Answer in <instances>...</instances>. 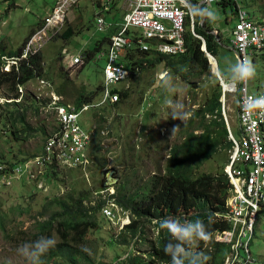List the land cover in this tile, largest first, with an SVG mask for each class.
Segmentation results:
<instances>
[{"label":"rangeland","instance_id":"374dc122","mask_svg":"<svg viewBox=\"0 0 264 264\" xmlns=\"http://www.w3.org/2000/svg\"><path fill=\"white\" fill-rule=\"evenodd\" d=\"M55 1L0 0V42L7 52L20 51L31 32L36 31L38 24H41L51 11ZM194 1L199 3V0ZM13 5L16 8H12ZM96 5L94 0L82 2L68 17L66 30L68 27L73 30L72 40L65 41L59 36L42 51V60L46 64L43 77L49 80L54 89L69 103H74L78 91L85 94L97 93L104 84L103 69L107 57L99 59V56L106 54L109 43L104 45L101 51H95V48L98 43L109 38V35L98 33L96 29V15L100 13ZM241 6L253 17L264 19V0L247 2L242 0ZM122 8L123 3H120L114 15H107L108 22L112 21L113 17L121 20L125 16ZM232 28V24L226 26L225 32L229 33ZM225 32L216 57L221 72H226L238 60L235 51L232 50L231 40ZM89 51H95L96 58L89 60L85 66L70 69L64 66L62 55L83 57ZM250 60L256 68L250 90L252 93H264V51L256 58L250 57ZM163 70H168L172 74L169 69L159 65L148 68L122 83L120 88L128 86L132 95L118 108L106 106L89 109L82 116L81 125L85 129L97 127L95 139L89 150L92 152L93 163L88 171L60 168L63 171V178L54 182L47 180L49 190H39L35 184L18 181L15 182L13 189L0 191V264H29L16 249L21 244L34 241L40 236L52 237L58 241L60 234L56 229L60 226L57 221L53 222L54 230L48 233L40 234L36 228V221L47 220L59 210L58 205L53 203L57 197H64L69 193L76 195L77 192L85 190L95 191L102 185V181L113 182L112 177L117 180L118 187L121 183L126 186L125 193L142 195L145 187L155 177L161 175L160 172L166 170L168 160L165 156L169 147L182 142L189 119L184 124L173 120L170 117L171 109L165 106V100L173 99L192 113L198 109L197 106L207 101L218 83L211 74L203 77L194 76L192 78L194 84L172 74L175 92H167L161 76L159 77ZM149 92L153 95L148 94ZM239 100V95L229 94L225 107L232 132L237 138H240L237 121ZM98 101H101V91L95 99V102ZM148 102L152 104L150 109L147 107ZM174 125H180V129L172 132ZM25 126H29L30 130L20 134L21 139H18L11 134L14 128L10 122L5 120L0 122V128L7 131L6 134L0 135V159L4 157L20 161L39 154L47 136L58 127V124L55 117L49 116L44 119L40 111L30 110L26 113ZM25 126L16 123L20 131L26 132ZM166 128L167 135H163ZM224 155L226 157L225 153L220 154L207 162L199 173L216 174L222 164L224 166L227 163L222 160ZM107 169L113 170V174L112 177L104 179V172ZM61 185L62 188L59 189ZM43 210L46 212L42 215L40 213ZM95 217L99 226L89 230L82 245L90 248L92 254L81 251L82 262L117 264L125 259L129 246L113 242L116 231L102 217L97 214ZM145 227L147 234L153 237L150 225L147 223ZM134 241L137 243L135 248L141 254L151 249L149 241L143 240L141 243H139L141 240ZM190 243L194 249L195 240ZM250 251L252 257L250 264H264V208L260 210V219L250 242ZM241 256L245 258L246 254L242 251Z\"/></svg>","mask_w":264,"mask_h":264},{"label":"built area","instance_id":"2783aa9c","mask_svg":"<svg viewBox=\"0 0 264 264\" xmlns=\"http://www.w3.org/2000/svg\"><path fill=\"white\" fill-rule=\"evenodd\" d=\"M84 1L86 0H56L42 27L27 40L20 55L15 57L0 55V71L2 73L16 71L21 74L22 62H26L28 69H33L30 59L63 33L70 13ZM94 1L100 9V13L96 15V29L99 33H105L112 28L106 16L113 13L114 6L117 10L120 3H123L122 9L125 12L123 22L116 25L119 31L111 37L105 54L107 63L104 69L102 99L96 105L84 104L82 107L66 103L65 97L58 94L49 81L39 77L36 81L29 78L27 83H17L14 88L16 96L10 95L12 93H9L8 89L0 87V106L21 104L28 108L35 101L41 106V115L53 116L58 123L57 129L45 141L41 154L12 167L0 164V190L12 187L24 176L27 180L38 182V187L43 188L44 176L52 167H67L86 172L93 163L88 148L95 135V128L85 129L80 121L82 115L90 108L112 105L120 100L118 86L130 75L121 60L135 48L142 52L156 51L165 55L184 53L188 24L191 33L202 40L195 33L198 22L186 14L180 0ZM220 1L212 0V7ZM203 23L200 22L199 25L202 26ZM231 35L238 58L250 59L264 49V20H254L248 13L241 12L237 27ZM102 56L104 54L99 58ZM63 62L69 69L76 68L84 64V58L67 55L63 57ZM249 83L250 80L240 83L242 98L239 103V120L242 137L240 140L231 137L234 147L231 164L227 168L235 187L228 200V217L233 221L234 228L218 235L220 241L227 243H231L236 237V244L232 248L234 250L243 248L246 253L249 252L248 242L253 234L259 206L264 204V110H254L251 115L245 113L243 106L245 99L248 96H257L250 93ZM99 194L107 199L108 196L116 194V191L114 187H107ZM103 213L113 221L117 215L123 214V210L113 198L109 200ZM125 216L128 218L127 213ZM237 260L238 255L235 254L234 258L232 260L228 258L227 262L235 264Z\"/></svg>","mask_w":264,"mask_h":264},{"label":"trees","instance_id":"16d2710c","mask_svg":"<svg viewBox=\"0 0 264 264\" xmlns=\"http://www.w3.org/2000/svg\"><path fill=\"white\" fill-rule=\"evenodd\" d=\"M244 2H247V0H244ZM192 3L195 4V1L193 0ZM218 6L230 12L239 10L238 6L231 3V0H221ZM12 8H16V6L13 5ZM112 11L111 15L117 12L115 6ZM115 18L117 17H113L112 21H109L108 24H116ZM41 27L42 25L38 24V28ZM195 28V33L206 42L208 51L217 56L220 42L211 33L213 32V24L205 21L203 26L196 25ZM64 31V34H61L60 37L65 41H71L74 37L71 27H68L67 30L65 28ZM118 31L119 28L112 25V28L108 32L109 38L98 43L95 51H101L103 46L109 42L112 35ZM34 33L35 30L31 32L30 36ZM219 39L222 41V38ZM185 41L187 51L184 54L166 56L134 50L122 62L130 70V78L136 77L140 72L148 68L159 65L164 66L173 75L182 77L191 84H194L192 82L194 76L203 77L207 74L215 76L211 73L212 66L209 58L203 51V41L191 33L189 24L187 26ZM0 51H2V54L9 56L17 55V52H7L3 45H0ZM95 51H89L85 54L86 63L94 58L96 55ZM41 60L42 54L33 58L35 71H31L32 78L36 76L43 77L44 65H41ZM15 80L14 76L6 78V81L10 82V85H14ZM215 80L218 83L217 87L214 88L212 95L194 112L193 117L186 124L184 140L172 149V156L164 173L161 172V175L155 177L145 187L142 195L139 193H125L126 186L122 183L118 187L117 200L126 209L131 210L135 217L127 232L120 236L119 243L129 245L130 240L139 236L145 225L151 223L154 219L160 220L168 216H174L178 217L181 222L184 220H201L205 222L208 231L211 233V241L208 245L211 244L213 249L208 248L206 244L208 240H195L196 245L194 249L191 243H186L185 246L194 252H204L209 256L210 259L206 264H223L227 256L228 247L213 242L212 237L218 230L231 228L230 223L220 220L217 216L223 215L227 211L225 205L230 189L229 182L223 174L222 166L216 174L199 173L207 162L215 159L220 154H226V157L225 155L222 157V160L226 162L229 156L228 152L232 146L228 138L229 131L223 117V103L221 102L223 87L217 76H215ZM20 81L24 82L25 80L21 79ZM3 82L1 81V83ZM99 91H102V87L99 88ZM98 92L85 94L78 91L74 104L79 107L83 104H90L97 97ZM131 95L132 91L130 88L122 89L121 99L113 108H118ZM208 115H210L209 118ZM0 117L1 120L12 123V127L14 128L12 135L18 139H21L20 134H25L30 130L29 126L26 127L27 125L25 126L26 132L20 131L16 127L17 122L24 125L26 120V115L19 109L12 110L9 108L6 111H0ZM196 130H200L202 133L196 134ZM89 193L88 190H85L77 192L76 195L69 193L64 197H57L53 203L58 205L59 210L54 212L47 220L36 221V228L40 234L54 230V221H57L60 226V228L56 229L60 234L57 244L41 257L42 264H84L81 258V247L87 239L89 230L96 229L99 226L95 217L97 209H92L93 214H89L88 210L83 206V201L89 197ZM45 212L46 210H43L40 214L43 215ZM209 216L212 217L211 223L208 222ZM171 239L170 234L165 230V233H162L158 238V242L152 244V253L149 254V257L156 256L163 264H171L170 256L164 252L165 245ZM117 264L156 263L153 260H146L142 256L131 254Z\"/></svg>","mask_w":264,"mask_h":264},{"label":"clouds","instance_id":"9594fccd","mask_svg":"<svg viewBox=\"0 0 264 264\" xmlns=\"http://www.w3.org/2000/svg\"><path fill=\"white\" fill-rule=\"evenodd\" d=\"M191 1L193 2V0H180V4L183 5V8L186 10V14L188 16H190L191 18L195 19L198 22V24L196 23V25H199L200 22H205V21L209 22L210 24H213V30H212L213 32H211V33L218 38V41L220 42V45L223 42V37H225V35L223 33L225 32L226 26H228L230 24L233 25V28L229 31V33L225 32L226 35L231 40V46H232V50L233 51H235V48H234V45H233L234 39H233V36L231 34L235 30V28L237 27L239 14L241 12H246L254 20H258V19L259 20H264L263 18L260 19V18H257V17H253L252 14H250L245 9V7L241 6L242 0H237V1L236 0H231V3H233L235 6H238V8H239V10L237 9L234 12H230L229 10L225 11L223 7L218 6V4L220 2L215 4L214 7H212V0H199V3H195V4L192 3ZM229 15H231V18H229ZM225 16L227 17V20H225ZM197 17H199V19H197ZM123 18L121 19L122 22H123ZM200 18H201V21H200ZM121 20H120V22H117L116 24H111V25H114V27H116L117 24H121L122 23ZM43 21H42L41 25L43 24ZM199 26H201V25H199ZM116 28H118V27H116ZM38 30H39V28L36 29V31H38ZM195 30H196V28H195ZM36 31H35V33H36ZM108 32L109 31H107L105 33H108ZM216 32H218V34H215ZM186 33H187V30H186ZM34 34H32L31 36H29L26 39V41L23 43L20 51L17 52V55L9 56L7 54H2V51H0V55L1 56L2 55L3 56H7V57H15V56L20 55V52L22 51L24 44ZM185 36H186V34H185ZM58 37H56V38H58ZM219 38H222V41ZM202 41H203V45H204L203 46V51L206 53L207 57L209 58L211 66L212 65L214 66V63H216V67L214 66V70H213V66H212V72H214L213 74L219 78L220 84L223 87V96L221 98V102L223 103V117L225 119V122H226V125H227V129L229 131V137H228L229 141L232 143L231 149L228 152L229 156H228V159H227V163L224 166L222 165L223 174L227 177L228 182H229V186H230L229 194H228V197H227V200H226V205H225L227 211H226L225 214H223L224 216L222 214L217 215L220 220L227 221L228 223H230L231 228L226 229V230H218V231H216L213 234L212 241L216 242V243H218L220 245H225V246L228 247L227 256L225 257V259L223 261V264H229L227 262V259L230 258L232 260L234 258L235 254L238 255V260H237V262L235 264H250L252 262L251 251H250V242L252 241L253 236L255 234L256 225L258 224L257 221H258V218L260 217V210L262 208H264V204H261L259 206V209H258L257 219H256V223H255V226H254V229H253V234H252L251 239L248 242V250H249L248 253H246L243 248H239L238 250H234L232 248V246L236 244V237L231 243L220 241L218 239V237L220 235H222L224 232L232 231L233 228H234L233 221H231L230 218L228 217L229 216L228 200H229L230 196H232L235 187H234V184H233L234 182L231 180L230 176L227 173V168L231 164V155H232V150H233V147H234V142H233V139L231 137H233L235 140H240L241 137H242V133H241V129H240V120H239L240 105H238L239 106V108H238L239 110H238V116H237L238 126H239V130H240V138H237L232 132V128L230 126V123H229V120H228V116H227V113H226V110H225L226 100L228 99V95L229 94H237V95H239L240 99L242 98V89H241L242 86L240 85V83H244V82H247V81L250 80V83H249V90H250L251 79H253L255 77V75H256V68H255V65L251 62V60L249 58L245 57L244 59H239L238 55H237V52L235 51L238 60L234 64H232L227 69L226 72H221V70L219 68L218 61L216 62L214 60V62H213V58H216L217 56L213 55L212 53H210L208 51L207 44H206V42L204 41L203 38H202ZM108 43L110 44V40H109ZM109 44L107 45L108 47H109ZM0 45H2L1 42H0ZM185 45H186V41H185ZM134 50H138L139 51L138 48H135ZM134 50H133V52H134ZM64 51H67V50H64ZM107 51H108V48H107ZM186 51H187V49H186ZM262 51H264V49L261 50V51H258L253 58H256V56H258L259 53L262 52ZM149 52H152V53L157 54V55H165V54L156 53V51H149ZM184 53H181V54H184ZM40 54H42V52H40L37 56H39ZM181 54L166 55V56H178V55H181ZM37 56H34V57H32L30 59V62L33 65V69H28L27 66H26V62H22L21 63V65H20L21 74H19L16 71H13L11 73H2L0 71V87H4V88L8 89L9 93H12L10 95L16 96V94H14V88H15L16 84L19 83V82L20 83H27L28 79L32 78L31 77V73H32L31 71H33V72L35 71V66L33 64V58H35ZM105 56L106 55L104 54V57ZM63 57H64V55H62V61H63ZM102 57H100L99 59H101ZM83 58H84V64L83 65L85 66L86 65V60H85L86 57H85V55L83 56ZM94 58H96V55L94 56ZM122 60H121V62H122ZM216 60H217V58H216ZM0 64H1V60H0ZM41 65H44V67L46 66V64L43 62V60H41ZM82 66H80V67H82ZM66 68H67V66H66ZM104 69H105V67H104ZM104 69H103V75H104ZM128 71L130 72V70H128ZM27 75H28V77L26 78ZM130 75H131V72H130ZM130 75H129V78H130ZM9 76H14L15 77L16 80H15V84L14 85H10V82L6 81V78L9 77ZM160 76H161V80L163 82V85L165 87V90L167 92L174 93L175 92V86H174V83H173V81H174L173 75L170 74V72H168V70H163L160 73L159 77ZM37 77H39V76H36L35 78H32V79L34 81H36ZM39 78L45 79L44 77H39ZM129 78L125 82H127L129 80ZM21 79H23L25 81L24 82L20 81ZM45 80H47V79H45ZM1 81H4V82L1 83ZM47 81H49V80H47ZM104 84H105V76H104ZM104 84L102 86L101 99H102V92L104 90ZM120 85L118 86V88L120 89V99H121L122 88H120ZM123 89H129V87L127 86L126 88H123ZM115 91H117V90H115ZM56 92L58 94L62 95L58 91H56ZM250 93L254 94V95H257V96H248L245 99V101H244V105H243L244 106V111H245V113H247L249 115H251L254 110H264V93H261V92L260 93H252L251 90H250ZM148 94L153 95L152 92H149ZM146 96H147V93H146ZM95 99H94V101L92 103L86 104V105H92V104L96 105L97 103L100 102V101L95 102ZM144 101H146V97H145ZM66 103H69V102H66ZM239 103H240V100H239L238 104ZM72 104H74V103H72ZM14 105L12 106L11 104H7L4 107L0 106V111H6L9 108L12 109V110L19 109L21 112H23L26 115V113H29L30 110H32V111H34V110L40 111V108H41V106L39 104H37L35 101H33L31 107H28V108L23 107V105H21V104H14ZM74 105H76V104H74ZM114 105H116V103L112 104V105L111 104H107V105H104V106H101V107H92L90 109L103 108V107H106V106L113 107ZM82 106H80V107H82ZM151 106H152L151 102H148L147 103V107H149V109H150ZM165 106L171 109L170 117L173 120L180 121L182 124H184L188 119L190 120V118L193 117L194 112L200 108V106H197L196 108H198V109H196L192 113H190V112L185 110L183 104L176 103L173 99H166L165 100ZM42 116L44 117V119H47L50 115H47V116L42 115ZM209 116L210 115H208V118H209ZM141 120H142V118H141ZM189 120H188V122H189ZM3 121L4 120H1V117H0V122H3ZM80 124H81V121H80ZM24 126H25V124H24ZM92 128H95V135H94L93 140H92V142H91V144H90V146L88 148V153L91 156L92 161H93L92 152H90L89 150H90L91 145H92V143H93V141L95 139L97 127L93 126ZM179 129H180V125H174L173 129H172V132H175V131H177ZM55 130H53L47 136V138ZM160 130H161V132L163 131V129H160ZM9 131H11V129ZM167 132H168V128H166V132H163V135H167ZM6 133H7L6 130H3L2 128H0V135L1 134H6ZM195 133L196 134H201L202 131L196 130ZM47 138H46V140H47ZM183 140H184V138H183ZM175 145H178V144H174V145L170 146L169 147L170 149L168 150V152H167V154L165 156V157H167L168 162L170 161V158L172 156V149L174 148ZM43 146H44V144H43ZM42 150H43V148H42ZM41 153H42V151L39 154H41ZM39 154H37V155H39ZM37 155L32 156V157L27 158V159H24V160H20V161L15 160L14 158L6 159V158L3 157V158L0 159V164H4V165H8V166L12 167V166H14L16 164L24 163V162H27L29 160H32ZM60 168L71 170V168H67V167H58V168L57 167H52L51 169H49L46 172V174L44 176V181H43L44 182V187L43 188H39L38 184H37L38 182H32L30 180H27L25 176L23 178H21L19 180V182L20 183H24L25 182L26 184H35L36 187L39 190H41V189L49 190L48 186L46 185V181L47 180H50V181L54 182V181H59V179L63 178V175H62L63 171L60 170ZM75 170H77V169H75ZM78 171H81V170H78ZM106 171H108V173L106 174V177L103 176L104 179L108 178V177H112L111 174H113L112 173L113 170L107 169ZM162 173H164V171ZM112 179H114V180H112L113 182H104V181H102L101 182L102 185L99 188H97V190L89 191L90 192L89 195H88L89 197L83 201V206L88 210L89 214L90 213L93 214L92 209H97V215H99L104 220H106L107 223L112 226L114 231H116V234L113 236L115 241L114 240H112V241L115 242V243H118V241L120 240V236L122 234L124 235L127 232V229L132 225L135 217H134V215H133L131 210L126 209L117 200V195H118V185H116L117 184L116 183L117 180L115 178H113V177H112ZM16 182H18V181H16ZM107 187H114L115 191H116V194L108 196L107 199H104L103 196H101L99 194V192L104 190ZM13 188H14V185L12 187H10V188L2 189L0 191H5V190L13 189ZM61 188H62V185L59 187V189H61ZM95 193H97V194L94 195ZM113 198L115 199L116 204L123 210V214H120L119 216L117 215V217L112 221L110 218H108L103 213V209L108 205L109 200H111ZM125 213L128 214V218H126ZM208 222L209 223L212 222V217L211 216H209ZM113 224H114V226H113ZM148 225H150V227H151V235L153 237H150V235L147 234V229H146V227H144L143 231L140 232L139 236H137V237H135V238L130 240V244L128 245L129 246V250H128L126 256H125V259L127 257H129L131 254H133V255L142 256V258H144L146 260H149V261L153 260V261H155L156 264H163L159 260L158 257H156V256L149 257V254L152 253L151 249H149L144 254H141L140 252H138L137 249L135 248V244H137V243L134 240H136V241H140L141 240L139 243L143 242V240L149 241L150 244H151V247H152V244L158 242V238L162 235V233H165V230L168 231V233L170 234V236L172 238L164 247L165 254L169 255L170 258H171V264H206V262L210 259V257L207 256L204 252H194L189 247L185 246L186 243H190L193 240H200V241H207L208 240V242L206 243L208 248L213 249V246L211 244L208 245V243L211 241L210 240L211 233L208 231L205 222H203L201 220H195V221L184 220L183 222H181V220L178 217L168 216V217L160 219V220L154 219L151 223H148ZM56 244H57V240L55 238L47 237V236H40L38 239H36L34 241L25 242V243L21 244L16 249V251H17V253L20 256L24 257L29 262V264H42L41 257L44 254H46L51 248L55 247ZM82 251L86 252L89 255L92 254L91 249L86 247V246H82ZM242 251L246 254L245 258H243L241 256V252Z\"/></svg>","mask_w":264,"mask_h":264},{"label":"bare ground","instance_id":"6f19581e","mask_svg":"<svg viewBox=\"0 0 264 264\" xmlns=\"http://www.w3.org/2000/svg\"><path fill=\"white\" fill-rule=\"evenodd\" d=\"M214 60L217 62L216 58H213V62H214ZM214 66L216 67V63H214Z\"/></svg>","mask_w":264,"mask_h":264},{"label":"crops","instance_id":"0c3cea01","mask_svg":"<svg viewBox=\"0 0 264 264\" xmlns=\"http://www.w3.org/2000/svg\"><path fill=\"white\" fill-rule=\"evenodd\" d=\"M115 14V13H114ZM115 20L117 21V22H120V20H118V17L117 18H115Z\"/></svg>","mask_w":264,"mask_h":264},{"label":"water","instance_id":"95a60500","mask_svg":"<svg viewBox=\"0 0 264 264\" xmlns=\"http://www.w3.org/2000/svg\"><path fill=\"white\" fill-rule=\"evenodd\" d=\"M108 173V171H105V173H104V177H106V174Z\"/></svg>","mask_w":264,"mask_h":264}]
</instances>
